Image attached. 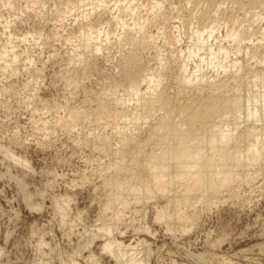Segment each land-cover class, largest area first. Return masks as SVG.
Masks as SVG:
<instances>
[{
	"label": "rangeland",
	"instance_id": "1",
	"mask_svg": "<svg viewBox=\"0 0 264 264\" xmlns=\"http://www.w3.org/2000/svg\"><path fill=\"white\" fill-rule=\"evenodd\" d=\"M32 1L0 0V52H9L0 59V142L29 159L35 171L4 161L0 154L3 264H31L37 255L35 229H40L41 235L47 233L45 239L53 249L50 254L43 248L46 260L72 264L70 256H74L79 264H87L84 257L89 251L81 248L90 239L83 236L85 227L94 229L105 222L111 214L105 210L112 203L111 182H126L134 171L148 187L150 183L155 197L135 201L130 196L129 203L116 204L123 214L114 235L126 243L138 237L149 241L153 250L150 264H264V144L257 146L258 161L239 170L241 179L232 189L212 197L209 207L193 200L185 214H197L196 223L182 222L181 217L166 218L167 224L156 219L165 208L168 214L175 212L176 192L161 196L143 166L146 158L157 157L170 146L163 139L162 126L171 119V123L181 125L184 115L178 110L184 104L195 107L200 99L213 98L218 102L216 112L206 126L219 124L226 133L234 128L242 133L253 123L242 122L244 110L232 111L228 103L242 96L245 86L253 81L250 99L259 97L263 81L257 77L264 75V0H100L94 6L92 3L99 0H88L83 10H75L78 0H34L35 5ZM117 15L125 28L117 24ZM212 22L217 30L210 42L222 41L233 53L229 60L245 59L248 67L238 72H224L220 67L217 72L204 65L202 77L190 80L192 67L200 58L193 57L192 67L184 72L188 47L196 31L206 34ZM234 33L242 38L249 56L238 53L239 41L227 37ZM86 35L101 41L99 50ZM14 54L20 56L16 63ZM199 55L206 57L208 53L205 50ZM224 59L222 56L225 67L229 60ZM151 77L157 83L150 87ZM135 90H140L142 100ZM147 100L154 101L151 107ZM262 106L264 109V103ZM171 112L175 115L169 119ZM254 124L264 132V121ZM212 126L209 129L213 131ZM185 141L195 143L198 139ZM127 142L129 146L124 145ZM11 175L23 177L26 189L35 194L34 203L44 199L42 210L27 207L23 190ZM54 194L71 196L67 221L78 222L75 227L69 221L59 226L52 205ZM133 218L136 227L143 223L151 232L135 231L128 225ZM8 233L12 235L6 241ZM102 244L101 238L96 239L92 249L100 253ZM77 251L82 255L75 254ZM102 260L104 264L115 263L107 254Z\"/></svg>",
	"mask_w": 264,
	"mask_h": 264
},
{
	"label": "bare ground",
	"instance_id": "2",
	"mask_svg": "<svg viewBox=\"0 0 264 264\" xmlns=\"http://www.w3.org/2000/svg\"><path fill=\"white\" fill-rule=\"evenodd\" d=\"M30 1H32V0H30ZM33 1H32V3L34 4L35 1H38V0H35L34 2ZM240 1H242V0H240ZM240 1L238 3H240ZM99 2H100V0L98 2H95L92 4L94 6V4L96 5ZM32 3L30 5H32ZM87 6H88V0H78V2L76 3V6H75V10H83V9L87 8ZM258 18H260L261 20L263 19V17L260 15L258 16ZM114 19H116L117 24L119 23L120 26H122V28L126 27L123 19H121V17L119 15L115 16ZM135 21H134V23H135ZM202 23H203V21H202ZM135 24H137V23H135ZM215 25H214V23L212 25H209L208 26L209 31L206 34L204 33L205 32L204 31L203 34H201L202 32L201 33L199 32L200 34L198 35L197 31H196L195 35H197V36H196L194 42L191 43V45L188 47L189 52L186 51V52H188V55H187L188 57H187V62H185L186 60H184V62H185V68L183 69L184 72H187L188 69L192 67L191 63H192L193 57H195V58L197 57V59H198V57L200 58V62H198L195 67H192L193 71H192V75H190L188 77L189 79L193 78V80H194V79L199 78V77L201 78L202 77L201 75L203 74V69H204L203 66L204 65L208 66V68L210 67L212 69H216L217 72L219 71L220 67L223 68L224 72L225 71L226 72H228V71L232 72L234 70L243 71V69L245 67H248V64L246 63L245 59L241 60V59L237 58L236 60H229L230 54H233V53H231V50L228 47H224V44L221 43L222 41L221 42L217 41L216 43H214V45L216 46L214 48V45H213V43L210 42V39L213 37L214 31L217 30V25L216 26ZM134 28H135V25H134ZM84 33H82V34H84ZM90 34H91V32H90ZM92 34H91V36H92ZM106 34L107 33H105L104 35H106ZM99 35H101V33ZM86 36H87L86 38L88 39V41H93V43L97 45V47H96L97 50H99V48L101 46V43H100L101 41L99 42V40H97L96 38L90 37V35H86ZM106 37H107V35H106ZM227 37L229 39L232 38V40H234V41L235 40L239 41L240 51L238 48V50H237L238 53L243 52L244 56L248 55L245 43L242 42V38L240 37V35L238 33L228 34ZM97 38L99 39L100 37H97ZM37 44L42 45V41H38ZM86 46H87V44H86ZM10 50H11V48H10ZM12 50H14V49H12ZM205 50L208 53V55H206V57L199 55V53L201 51H205ZM1 53L2 52H0V54ZM6 53H9V52L5 51L4 53H2L0 55V59L5 57L7 55ZM222 56L225 57L224 60H229L227 62V66H225V67H224V65L221 64ZM19 58H20L19 55H15L14 56V63H16ZM247 58H246V60H247ZM12 63H9L8 66L13 67L15 64L13 63L14 64L13 65ZM204 71H205V69H204ZM181 72H182V69H181ZM184 72H182V73H184ZM152 78L153 77H151V80L149 78L150 87L152 85L151 83H153V82L157 83L156 82L157 80L156 81L152 80ZM257 78H258L257 81H260V82L263 81L261 86H260V93H259L258 99H255V101H252L250 99L251 92L253 91V86H250V85L253 84V82H254L253 81L252 84H249V86H245V89H243V91H242V96H240V97L237 96L238 98H233V99L231 98L232 100L228 103L231 105L230 107H231L232 111L235 109H238V108H240V109L242 108L244 110V113H242V117H241L242 122L246 123L249 120L253 121V123H252L253 125L252 124H250L248 126L246 125L245 129L244 130L242 129V133H240V132L237 133V130H238L237 128H234V130L232 132L226 133L224 130L219 129V124L217 126L216 123H215V126H212L214 124H210V126L209 125L206 126V124L212 123L213 120L212 121L209 120L210 115L212 114V112H214L216 110L215 105H217L216 104L217 101L215 102V100L213 98L207 99L206 97H204L206 99L203 98L204 100H202V101L200 99V101L197 102L195 107L192 104H190L194 107L193 109L189 108L190 105L188 103L184 104L183 107L178 110L179 112H181V114L184 115V118L182 119L183 121L181 122V125L171 123L173 121L172 119H171V122H170V120L168 122L165 121L167 123L164 124V126H162L163 127V129H162L163 133L162 134H163V139L165 140L166 144L168 145L170 143L169 144L170 146L166 145L167 147H164V146L160 147L161 149L163 147L164 148L161 150L160 154L158 153L159 156L156 153L157 157H155L153 155L152 159H151V157H150V159L146 158L144 160L145 162H143L144 163L143 166L144 167L146 166L149 170V173L148 172L147 173L150 174L152 181L155 182L154 188L157 189V191L160 193L161 196L167 197L170 193L176 192V194L173 193L174 194L173 201L176 204V207H175L176 210L174 209L175 212L173 214H168L166 212L167 209L165 208L166 211H165V209H163L164 211L162 210L163 212H159V214H157V216H156V219L158 221H164L166 218H168V220L170 219L172 221L174 218L176 219L177 217L180 220V217H181L182 222L184 221L186 223V221L188 220L189 222L191 221V222L196 223V217H197L196 215L197 214L195 215L193 213L194 215H192V216H188L187 214H185L186 209H188L189 206L191 207V205L194 204L193 200L195 199L197 201V203H201L204 205L207 204V206H208V203L213 202L212 197H215L216 195L218 196L219 194H222V191H224L227 188L229 189V187H231L232 185H234L235 182H237L238 180L241 179L239 170L242 167L245 168V167L249 166L248 165L249 163L251 164V163L258 161V159L260 157L258 154L259 150L257 149V146H258V144L259 145L264 144V132H263V130H260V129L258 130L257 127L255 126L254 122L256 124L257 123L259 124L260 122L264 121V109L262 106V103H264V75H262L260 73ZM189 79H188V81L191 80V79L190 80ZM254 83H256V81ZM135 92H136L135 95L138 98L140 97V100H142L141 99L142 94L140 95V90H137V91L135 90ZM211 96H212V94H211ZM215 98L217 99V96ZM186 101H187V99H186ZM153 102L154 101L151 102V100H147L145 103H147L151 107ZM184 103H186V102H184ZM228 104H227V106H229ZM152 107H154V105ZM174 109H176V108H174ZM238 111H239V109H238ZM170 114H171V116L169 117V119L172 117V114H174V113L171 112ZM213 114H215V113H213ZM211 117H213V115H211ZM203 124L206 127H208L206 130H204ZM202 125H203V129L200 128V126L202 127ZM211 126L214 127V128H212V129H214L213 131L209 129V127H211ZM158 127H160V126H158ZM160 129H158V130L161 131ZM236 133L237 134L240 133L238 135L239 139L237 138L235 141H233L234 137L237 135ZM155 136H156V134H155ZM158 137H160V136H158ZM186 138H190V140L192 139V142H194L193 140L198 139V142L195 141V143H190L189 141H187V142H189V144H188L185 141ZM161 140L162 139H160V141ZM173 141L175 143L171 146V143ZM128 142L126 144L124 143V145L129 146ZM130 144H131V142H130ZM230 146L232 149H231V151H228L227 147H230ZM127 151H128V149H127ZM262 152H264V151H262ZM0 154L4 157V161L6 160L10 163H13L16 166L22 167V168L29 170L31 172H35V171H33L34 169H33L32 164H31L29 159H27L23 155H20V153H17L14 149H12V147L5 145L2 142H0ZM262 154H264V153H262ZM137 158H141V157H137ZM141 159H138V161H140ZM133 161L135 163L136 160L133 159ZM139 163H137V164L139 165ZM260 163H261V161H260ZM133 166H135V165H133ZM5 167H7V166H5ZM8 169H10V168H8ZM6 172H8V170ZM142 174H143V172H142ZM1 175H3V174H1ZM139 176H141V175L135 174V171H134L133 173H131L130 178L126 182H118L116 180L111 182L112 184H110V185L113 186V193L110 192L113 194L112 203L108 204L105 207L106 211L111 210V214L107 218L105 217L106 219L104 220L105 221L104 223L96 224L95 225L96 227L94 229L92 227H88V228L85 227V232H83L84 233L83 236L84 235H86L85 237L90 236L89 237L90 239L88 240V242H85V244L83 246H81V248H86L89 251L88 256L84 257L85 262L87 264H104L103 260H102L103 254L110 255L115 260L114 264H150V260H151L152 254H153V250L151 248L149 241H147L145 238L138 237L134 241H132L130 243L129 242L126 243L125 241L117 238L114 235V232H115L116 227L118 225L117 223L119 221H121L122 214H123L121 211H119L117 209L116 204L122 205V203H124V205H125V203H127V202L129 203L128 200L130 199V196H132L134 198L133 200H135V201H143V200L145 201V199L149 200V199H151V198L153 199V197H155L154 192H156V191H153V189H152L153 192H151L150 183H149V187H148L145 184L146 181H144L143 178H142L143 179L142 180L141 177H139ZM142 177H144V176H142ZM12 178H15L19 182L18 184H19V186H21V188L23 190L24 202L26 203V205H28L27 207H29L31 210H34V211L42 210V208L44 207V204H43L44 199H43V203H37V202L34 203L35 200L33 202V197L35 196V194L33 196V194H31L26 189V184H25L24 180L22 179L23 177L19 178L17 176H12ZM148 179H149V177H148ZM242 180L244 182L247 179L242 178ZM232 187H231V189H232ZM41 192L42 191H40L38 193H41ZM41 194L44 198L45 197L44 193H41ZM210 199H211V201H210ZM71 202H72V198L68 194H65V195H55L54 194V197H52V205H53L55 215L58 217V220L60 223L59 226H65L67 224V222L69 221V220L67 221V218L70 215V211L72 210L71 209ZM167 203H168V201H167ZM164 205H166V204H164ZM166 206H168V205H166ZM76 220H78V219H76ZM72 222H70V224ZM165 222L167 224L169 221L167 222L165 220ZM189 222H187V223H189ZM77 223L78 222H76V223L74 222L73 224H71V227L72 228L75 227ZM134 223H135V221L133 218V219L129 220L128 225L133 226L135 231H137V232L143 231L145 233L151 232L150 228L146 224L141 223L139 226L136 227ZM172 224H174V223H172ZM180 224H181V222H180ZM168 225H170V224H168ZM193 225H194V223H193ZM180 227H182V226H180ZM40 231H41L40 229H39V231H38V229L37 230L35 229L34 231H32V233L36 232V234H38V237H37V242H36L35 247H34L35 254H37V255H35L36 257L33 259L31 264H54L52 260L50 261L49 259L48 260L45 259L46 258L45 256H47V254L43 250V248L47 247L50 250V254H52L53 249L50 246V243L48 241H46V239H45V236L47 233L45 235H43V234L41 235L40 233L42 231L41 232ZM11 235H12L11 233H8L6 235V241L10 240ZM99 238H101V240H103V244L100 246L101 252L97 253L92 249V245L95 242V240L99 239ZM81 252L78 253V251H77V253H75V254H78L79 256H81L82 255ZM4 256H6V250L4 248L0 247V264H3L2 258ZM70 257H71L70 262H72V264H79V262L75 260L74 256H70ZM175 263L180 264L177 262H175Z\"/></svg>",
	"mask_w": 264,
	"mask_h": 264
}]
</instances>
